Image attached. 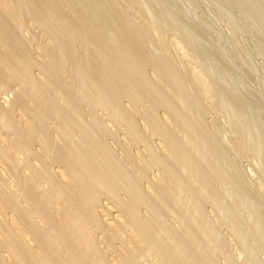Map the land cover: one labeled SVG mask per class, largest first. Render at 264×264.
<instances>
[{
	"label": "bare ground",
	"instance_id": "obj_1",
	"mask_svg": "<svg viewBox=\"0 0 264 264\" xmlns=\"http://www.w3.org/2000/svg\"><path fill=\"white\" fill-rule=\"evenodd\" d=\"M212 2L264 44V0ZM191 14L0 0V264H264L261 65Z\"/></svg>",
	"mask_w": 264,
	"mask_h": 264
},
{
	"label": "rangeland",
	"instance_id": "obj_2",
	"mask_svg": "<svg viewBox=\"0 0 264 264\" xmlns=\"http://www.w3.org/2000/svg\"><path fill=\"white\" fill-rule=\"evenodd\" d=\"M176 1H178V4L181 6V8L183 9V12H184V15H185V17L186 18H188V17H190L189 15L191 14V13H193V14H191V15H197L196 17H198L200 20H202L203 22H205L206 23V25L207 26H209L210 27V29H211V32L209 31V29H207L206 31H205V33L206 34H204V37H206L207 39H211V40H213V39H217L218 41V43H217V45H218V48H219V50H221V52H222V50H223V54L221 53V55L222 56H224L225 54H224V52L226 53V55H227V58L225 57V59H227V61H228V63L229 64H231V65H233V66H237V62H235V60L236 59H234V57L236 56V54L238 53V52H236L238 49L240 50V51H246V49L248 50L249 49V51L251 52V51H253L252 53L254 54V56H253V54H252V56H253V58L255 57V59H254V61H257L258 63H259V65H261L260 66V74L258 75L257 73H253L252 75V77H255V78H253L254 80H256V81H258L259 82V80L262 78H264V44H262L263 43V41H262V39H257V36L255 35H253V34H251L250 32H248V33H244V32H242V31H240V29L241 28H243V15L241 16V14H242V12L240 11L241 9H240V7L239 6H237V5H235V6H228V7H226V6H218V5H216V4H214L213 2H212V0H197L198 1V3H199V5L200 6H198V9H197V11L194 13V12H192V10H190V9H188L189 8V5H188V3L187 2H185L184 0H176ZM182 2V3H181ZM210 3V4H209ZM213 3V4H212ZM212 4V5H211ZM187 5V6H186ZM216 5V6H215ZM219 7V8H218ZM230 7V8H229ZM237 8V9H236ZM229 10V11H228ZM190 11V12H189ZM223 13H222V12ZM226 11V12H225ZM231 11V12H230ZM227 15V18H226V15ZM188 16V17H187ZM202 17V18H201ZM226 19H225V18ZM230 18V19H229ZM238 18H240V19H238ZM228 19V20H227ZM229 22V23H228ZM232 22V23H231ZM240 22V23H239ZM235 26H234V25ZM242 24V25H241ZM233 25V26H232ZM214 27V28H213ZM235 27V28H234ZM232 29V30H231ZM220 30V31H219ZM238 30V31H237ZM243 30V29H242ZM240 32V33H239ZM209 34V35H208ZM211 34V35H210ZM240 34H243V35H240ZM245 35V36H244ZM249 35V36H248ZM210 36V37H209ZM233 36V37H232ZM236 38V39H235ZM255 38V39H254ZM238 39V40H237ZM239 39H243V41L245 42V43H243V41L242 40H240L239 41ZM256 39H257V41H256ZM246 40V41H245ZM251 40H252V42H251ZM254 40V41H253ZM261 40V41H260ZM214 41V40H213ZM225 41V42H224ZM237 41H238V43L240 44H238L237 43ZM242 41V43H240ZM233 44H232V43ZM235 42V43H234ZM255 42V43H254ZM248 43V44H247ZM236 44V45H235ZM241 44H242V47L244 46V47H246V49L243 47H241ZM245 44H246V46H245ZM254 44L256 45V46H254ZM238 45V46H237ZM230 47H231V49H230ZM238 47V48H237ZM248 47V48H247ZM251 47V48H250ZM254 47V48H253ZM259 47V48H258ZM235 48V49H234ZM237 48V49H236ZM242 48V49H241ZM253 48V49H252ZM233 49V50H232ZM243 51V52H244ZM234 52V53H233ZM235 55V56H234ZM230 60H229V59ZM232 59H234V61L232 60ZM257 62H255L256 64H257ZM258 65V66H259ZM237 72V74L236 73H234V78H235V80L237 81L238 80V82L240 81H244L245 80V75H243V73L242 72H238V71H236ZM236 74V75H235ZM256 74V75H255ZM258 75V76H257ZM263 75V76H262ZM235 76H237V77H235ZM258 77H260V78H258ZM241 78V79H240ZM240 79V80H239ZM255 81V82H256ZM242 83H244V82H242ZM241 84V83H240ZM222 116V117H221ZM219 115V123L217 124V126L219 125V124H221L220 126H223V127H221V128H223L222 129V137H223V139L224 140H227L229 137H226V136H229L230 135V133L227 131V130H225V127L227 126V122H225L224 120H225V118L223 117V115ZM210 120V119H209ZM214 128H216V126L214 127ZM223 132H227V133H223ZM224 134V135H223ZM227 134V135H226ZM224 137H226V138H224ZM246 159H244L243 160V165H245V167H247L248 166V168L250 167V164H248L246 161H245ZM220 227H222V226H220ZM224 227V228H223ZM221 229H223V231L226 233L228 230H227V228H226V226H223ZM226 228V229H225ZM227 230V231H226ZM262 236H264V235H262ZM261 240V241H260ZM258 242H262V244H260V243H258L259 245L258 246H260V249H261V251H260V258H263L264 259V251H263V249H264V237H261V239H259L258 240ZM235 251H237V249L235 250ZM218 256H219V254H218ZM240 262H241V260H240Z\"/></svg>",
	"mask_w": 264,
	"mask_h": 264
}]
</instances>
